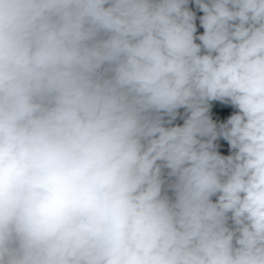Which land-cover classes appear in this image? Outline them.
Segmentation results:
<instances>
[{
    "label": "clouds",
    "instance_id": "clouds-1",
    "mask_svg": "<svg viewBox=\"0 0 264 264\" xmlns=\"http://www.w3.org/2000/svg\"><path fill=\"white\" fill-rule=\"evenodd\" d=\"M0 264H264V0H0Z\"/></svg>",
    "mask_w": 264,
    "mask_h": 264
}]
</instances>
